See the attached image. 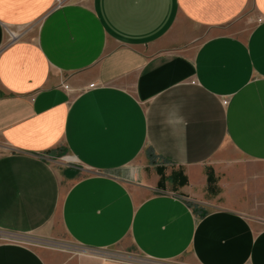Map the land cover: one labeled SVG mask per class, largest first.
<instances>
[{
	"label": "crops",
	"instance_id": "1",
	"mask_svg": "<svg viewBox=\"0 0 264 264\" xmlns=\"http://www.w3.org/2000/svg\"><path fill=\"white\" fill-rule=\"evenodd\" d=\"M112 249L264 264V0H0V264Z\"/></svg>",
	"mask_w": 264,
	"mask_h": 264
},
{
	"label": "rangeland",
	"instance_id": "2",
	"mask_svg": "<svg viewBox=\"0 0 264 264\" xmlns=\"http://www.w3.org/2000/svg\"><path fill=\"white\" fill-rule=\"evenodd\" d=\"M67 152L64 151H60V153H58L57 155H55V157H57L58 159L60 158L62 161H65L64 159H68L67 160V164L71 163L69 160L70 158L67 157ZM61 242V244L66 247L67 249H69V251H74V252H91V251H87V250H81L80 248H78L77 246L74 245V243H72L71 241L67 240V239H63ZM101 254H103L105 257L107 258H111L114 260H120V261H127V262H134V263H138V264H146V261L137 253L134 252H130V251H120V250H109V251H104ZM173 264H183L180 262L173 263Z\"/></svg>",
	"mask_w": 264,
	"mask_h": 264
},
{
	"label": "built area",
	"instance_id": "3",
	"mask_svg": "<svg viewBox=\"0 0 264 264\" xmlns=\"http://www.w3.org/2000/svg\"><path fill=\"white\" fill-rule=\"evenodd\" d=\"M63 87H64L65 89H67V88H68V85L65 84V85H63Z\"/></svg>",
	"mask_w": 264,
	"mask_h": 264
}]
</instances>
